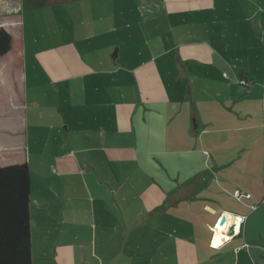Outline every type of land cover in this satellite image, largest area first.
Returning <instances> with one entry per match:
<instances>
[{
  "label": "crops",
  "instance_id": "1",
  "mask_svg": "<svg viewBox=\"0 0 264 264\" xmlns=\"http://www.w3.org/2000/svg\"><path fill=\"white\" fill-rule=\"evenodd\" d=\"M126 1L136 22L106 31L133 43L132 27L147 41L146 30L160 32L180 3ZM4 7L0 14L12 11ZM21 11L6 22L23 37ZM197 23L170 24L184 42L152 55L135 49L124 62L119 50L112 65L89 63V51L80 55L72 44L40 51L30 65L45 77H31V92L26 48L14 35V48L0 56V165L27 163L31 171L36 160L46 175L38 181L42 201L31 177L33 264L35 249L49 264H264V77L242 71L238 79L249 86L227 83L219 50L193 38ZM141 53L148 58L135 61ZM43 84L62 99L57 108L53 91H39ZM97 209L113 218L96 220ZM220 217L228 222L222 231Z\"/></svg>",
  "mask_w": 264,
  "mask_h": 264
},
{
  "label": "rangeland",
  "instance_id": "2",
  "mask_svg": "<svg viewBox=\"0 0 264 264\" xmlns=\"http://www.w3.org/2000/svg\"><path fill=\"white\" fill-rule=\"evenodd\" d=\"M179 1L180 3L175 5L177 9H172L170 18L167 19L168 16H166L163 19L165 22L163 21L160 32L155 34L151 31V27L146 30L149 40L145 41L141 31L132 27L131 29L135 33L132 37L134 43L128 41V38L121 34L114 35L113 31L107 34L108 32L106 31L111 25L133 24L136 22L137 9L134 10V6L130 1L123 2V0L52 1L44 7H29L26 9H24L22 0H1L0 6H5L4 9L12 11L0 14V26L5 27L7 25L9 27L10 24L11 27L8 29L18 39L16 42L25 45L26 51L24 50V52H26L25 55H27L28 59L29 92H31L32 87V76L38 77L35 78V82L45 77L37 66L33 68L30 65L32 60H40L37 59L40 51L54 46L72 44V47L76 48L80 55H86V52L89 51L88 59L86 58L89 63H96L100 58H105L103 60L111 64L113 62V54L116 50L119 53L120 50L121 56L118 62H124L132 56L131 52L135 49L143 47V50L145 49L147 53L152 55L164 47L175 46L174 44L177 40L178 43L180 41L184 42V39L180 38L179 33L173 37L171 31L170 24L176 25L178 22H180L182 28H185L186 24L198 22L193 26V29L196 30L193 38L206 40L223 54L220 55L219 53L217 59L218 62L222 61L225 63L221 64L220 72L221 74L222 72L226 73L227 83L231 84L233 81L239 83L240 78L238 79V77L242 71H251L259 79L264 77V0H192V3L186 2L187 0ZM95 5L97 10H99L98 12H96ZM21 8L20 14L23 26H19L24 34L23 37L16 35L15 31L12 30L15 28L12 25L13 20L6 22L8 16L16 13ZM116 8L120 11L125 8L128 14L116 17L113 20L109 12L113 13ZM101 12H104L105 17L103 27H99L100 22L98 21L101 18L98 14ZM207 12L206 20H203ZM125 17L127 19H124ZM7 27L5 28L7 29ZM16 30L19 31L18 28ZM94 30L99 31L100 37L95 38L94 35H91ZM208 30L211 31L209 34H207ZM81 31H85L91 37L86 34L81 36ZM101 31H104V35H102ZM181 33L184 34L183 38H187L186 32L181 31ZM137 42L138 44L134 46ZM147 44L152 45L150 52L147 49ZM147 53H141V57L135 56L134 60H146L148 58ZM228 62L231 64H228ZM44 87L49 92H54L53 102L56 108L63 103L53 87L43 84L42 87H39V91H44ZM73 99L76 100L75 97ZM74 100H72L73 103ZM78 104L79 102L76 101L75 105ZM52 148L59 149L60 147H58L57 143H51L50 149ZM172 158L170 155L167 156L168 167L174 166ZM153 161L154 159L152 158ZM147 168H151V173L155 172L154 176L158 177L160 169H156L153 163L151 167L148 165ZM183 170L184 172L190 170L188 163L185 164L184 162ZM31 177L34 182V195L37 196V200L42 201L38 191V181H45L46 175L41 168L37 167L36 160L31 165ZM33 204L37 205L38 202L34 200ZM103 217L112 219V212L97 209L96 220L98 218V221H101ZM157 221L158 218L155 219V225L158 224ZM35 232V239L37 240L42 233L40 229ZM35 254L38 259L36 264H49V261L38 257L42 254L39 249L37 251L35 249Z\"/></svg>",
  "mask_w": 264,
  "mask_h": 264
},
{
  "label": "trees",
  "instance_id": "3",
  "mask_svg": "<svg viewBox=\"0 0 264 264\" xmlns=\"http://www.w3.org/2000/svg\"><path fill=\"white\" fill-rule=\"evenodd\" d=\"M52 1L63 0H22L24 9L44 7ZM14 44V35L0 26V56ZM31 186L29 164L0 165V264H33Z\"/></svg>",
  "mask_w": 264,
  "mask_h": 264
},
{
  "label": "built area",
  "instance_id": "4",
  "mask_svg": "<svg viewBox=\"0 0 264 264\" xmlns=\"http://www.w3.org/2000/svg\"><path fill=\"white\" fill-rule=\"evenodd\" d=\"M224 75L226 76V73H224ZM239 82L241 83V85H244V86H249V85H250L246 79H241ZM235 196H236L237 198H241V197H243V196L250 197V194H244V195H243L240 191H236V192H235ZM221 219H222V217H220L219 220H218V222L216 223L217 226H218V229H219L220 231H222L223 228H224V226H226V224H227V218H226L224 224H220ZM242 221H243V218H241V222H242ZM221 227H222V228H221ZM219 234H220V236H221V238H222V239H221V243H223V242H224L225 235L222 234V233H219ZM214 241H215V239L212 240V245H214ZM221 243H218V245H214V246L217 247V246L221 245Z\"/></svg>",
  "mask_w": 264,
  "mask_h": 264
},
{
  "label": "water",
  "instance_id": "5",
  "mask_svg": "<svg viewBox=\"0 0 264 264\" xmlns=\"http://www.w3.org/2000/svg\"><path fill=\"white\" fill-rule=\"evenodd\" d=\"M117 52V50L115 51V53L113 54V59H115L116 58V53ZM225 220H226V217H222V219H221V221H220V224H224L225 223Z\"/></svg>",
  "mask_w": 264,
  "mask_h": 264
},
{
  "label": "bare ground",
  "instance_id": "6",
  "mask_svg": "<svg viewBox=\"0 0 264 264\" xmlns=\"http://www.w3.org/2000/svg\"><path fill=\"white\" fill-rule=\"evenodd\" d=\"M228 223V222H227ZM227 226V225H226ZM226 226H224V228L223 229H225L226 228ZM222 228V227H221ZM221 237L220 236H217V240L216 241H218V242H220L221 241Z\"/></svg>",
  "mask_w": 264,
  "mask_h": 264
}]
</instances>
